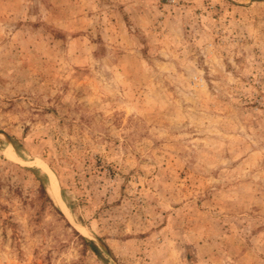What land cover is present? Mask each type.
Returning <instances> with one entry per match:
<instances>
[{"label": "rangeland", "instance_id": "obj_1", "mask_svg": "<svg viewBox=\"0 0 264 264\" xmlns=\"http://www.w3.org/2000/svg\"><path fill=\"white\" fill-rule=\"evenodd\" d=\"M0 264H264V0H0Z\"/></svg>", "mask_w": 264, "mask_h": 264}, {"label": "trees", "instance_id": "obj_2", "mask_svg": "<svg viewBox=\"0 0 264 264\" xmlns=\"http://www.w3.org/2000/svg\"><path fill=\"white\" fill-rule=\"evenodd\" d=\"M42 190H43V187H42ZM91 249L96 252V248L93 245H91Z\"/></svg>", "mask_w": 264, "mask_h": 264}]
</instances>
